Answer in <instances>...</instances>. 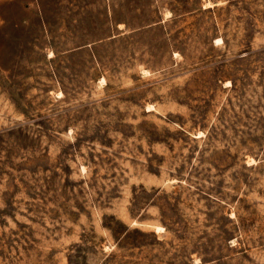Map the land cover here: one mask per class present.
I'll return each mask as SVG.
<instances>
[{"label": "rangeland", "instance_id": "1", "mask_svg": "<svg viewBox=\"0 0 264 264\" xmlns=\"http://www.w3.org/2000/svg\"><path fill=\"white\" fill-rule=\"evenodd\" d=\"M0 264H264V0H0Z\"/></svg>", "mask_w": 264, "mask_h": 264}, {"label": "bare ground", "instance_id": "2", "mask_svg": "<svg viewBox=\"0 0 264 264\" xmlns=\"http://www.w3.org/2000/svg\"><path fill=\"white\" fill-rule=\"evenodd\" d=\"M159 231H160V229H159Z\"/></svg>", "mask_w": 264, "mask_h": 264}]
</instances>
